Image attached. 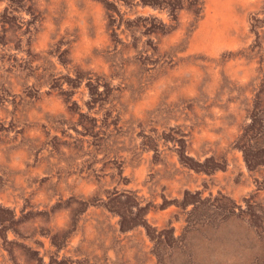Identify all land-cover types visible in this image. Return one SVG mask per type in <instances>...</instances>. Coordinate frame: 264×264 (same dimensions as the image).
<instances>
[{"label":"rangeland","instance_id":"374dc122","mask_svg":"<svg viewBox=\"0 0 264 264\" xmlns=\"http://www.w3.org/2000/svg\"><path fill=\"white\" fill-rule=\"evenodd\" d=\"M0 264H264V0H0Z\"/></svg>","mask_w":264,"mask_h":264}]
</instances>
